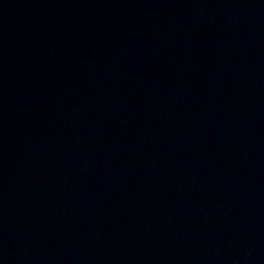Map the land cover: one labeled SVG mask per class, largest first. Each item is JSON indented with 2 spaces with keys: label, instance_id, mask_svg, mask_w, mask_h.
<instances>
[{
  "label": "water",
  "instance_id": "95a60500",
  "mask_svg": "<svg viewBox=\"0 0 264 264\" xmlns=\"http://www.w3.org/2000/svg\"><path fill=\"white\" fill-rule=\"evenodd\" d=\"M0 264H264V0H0Z\"/></svg>",
  "mask_w": 264,
  "mask_h": 264
}]
</instances>
